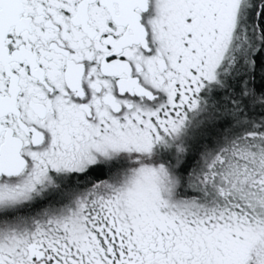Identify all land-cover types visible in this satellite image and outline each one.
Listing matches in <instances>:
<instances>
[{
  "label": "snow or ice",
  "instance_id": "1",
  "mask_svg": "<svg viewBox=\"0 0 264 264\" xmlns=\"http://www.w3.org/2000/svg\"><path fill=\"white\" fill-rule=\"evenodd\" d=\"M0 264H264V0H0Z\"/></svg>",
  "mask_w": 264,
  "mask_h": 264
}]
</instances>
